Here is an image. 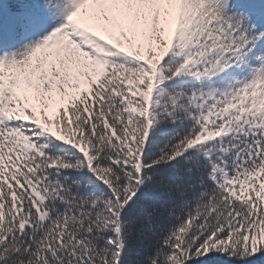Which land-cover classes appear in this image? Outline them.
<instances>
[{"label": "snow or ice", "instance_id": "6c2138e0", "mask_svg": "<svg viewBox=\"0 0 264 264\" xmlns=\"http://www.w3.org/2000/svg\"><path fill=\"white\" fill-rule=\"evenodd\" d=\"M0 264H264V0H0Z\"/></svg>", "mask_w": 264, "mask_h": 264}]
</instances>
